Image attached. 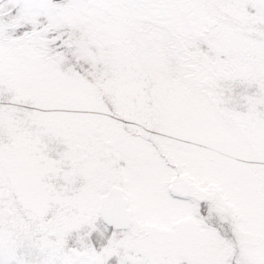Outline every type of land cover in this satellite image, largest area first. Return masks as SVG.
Returning a JSON list of instances; mask_svg holds the SVG:
<instances>
[{
	"label": "snow or ice",
	"instance_id": "snow-or-ice-1",
	"mask_svg": "<svg viewBox=\"0 0 264 264\" xmlns=\"http://www.w3.org/2000/svg\"><path fill=\"white\" fill-rule=\"evenodd\" d=\"M0 264H264V0H0Z\"/></svg>",
	"mask_w": 264,
	"mask_h": 264
}]
</instances>
